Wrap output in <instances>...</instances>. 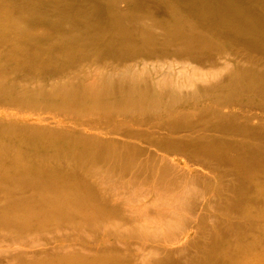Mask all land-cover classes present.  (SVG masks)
<instances>
[{"label":"bare ground","instance_id":"6f19581e","mask_svg":"<svg viewBox=\"0 0 264 264\" xmlns=\"http://www.w3.org/2000/svg\"><path fill=\"white\" fill-rule=\"evenodd\" d=\"M235 43L251 58L264 54V0H0V235L13 238L0 239V249L11 243L2 264H264V156H243L202 135L181 140L184 152L234 171L231 199L214 211L246 222L228 235L212 221L207 244L190 252L201 223L182 229L180 220L196 171L175 157L142 161V151L114 138L127 125L163 119L169 130L182 120L189 132L192 117L207 115L231 120L235 131H264V114L240 107L251 101L264 113V104L233 98L237 80L225 84L221 75L204 100L144 119L148 107L172 98L166 89L197 79L184 54L217 49V69L232 73L241 60L225 48ZM167 53L178 60L166 61ZM253 66L236 77L259 80ZM177 69L183 72L169 74ZM177 169L190 176L183 186L165 184ZM49 230L103 238L100 247L79 240L17 246L22 236ZM143 239L153 242L129 252L130 242Z\"/></svg>","mask_w":264,"mask_h":264},{"label":"rangeland","instance_id":"374dc122","mask_svg":"<svg viewBox=\"0 0 264 264\" xmlns=\"http://www.w3.org/2000/svg\"><path fill=\"white\" fill-rule=\"evenodd\" d=\"M216 50L217 49H215V51ZM225 50H227V57H233L237 55V57L241 60L239 67L236 66L237 68L229 70L232 73H229L227 71V67H225L224 69H217L219 68V66L214 64L215 62L213 61V59L218 58L219 54L212 49L200 48V50L197 49L194 54H184L181 58L185 61L190 62L191 66H194L195 71L198 75L197 79L193 82V84H177V87L168 90L166 89V92H171L170 94L172 98L162 101L156 106L148 107V113L144 116V119L146 121L154 120L153 117L157 115L160 116L161 114L159 113H161L163 109L169 108L170 106H173L174 104L180 103L182 101H189L192 99L204 100L203 97L209 94L208 91H211L210 89L212 88L211 85H213V79L219 75L223 77V80L225 79V84L227 83L228 79L237 80L238 86L231 93V95H233V98L235 97V95H237V93H239L242 100L247 101L248 99H253L257 101L258 104H264V71L261 67L264 66V54L254 52L253 54H251V58V56H249L248 54V51H246L244 47L238 43L230 45L229 48H225ZM166 55L168 57L166 61L168 62H172V60H178L176 56H173L170 53H167ZM215 55H217V57ZM253 64L255 65L253 67L259 70V80L249 81L246 78L236 77L238 69H241V71H246L247 68L252 66ZM182 72L183 71H181L180 69H177L176 71H170L169 74L179 75ZM175 78L176 82H178L179 76ZM217 79H220V77H218ZM223 80H221V82ZM179 82L182 83L184 82V80L180 79ZM240 107L243 111H251V113L258 114L259 116H262L264 114L259 106L251 101L242 103ZM152 112L158 114L153 115ZM190 124L191 129L195 130L189 132L183 129L185 124L184 122H182V120H177L176 123L171 126V130L167 129V127L165 126V119L158 120L157 122L152 121L150 125L146 126L127 125L125 130H123L126 131V133H123L122 131L114 138L118 139L117 141H126L136 149L142 151V161H149V163L158 164L161 162L160 160H162L163 156L167 159H172L175 157V160L180 161L183 159V161H181L182 163L185 162L189 166H191V169H189V171H196V176H193L190 181V186L195 189L194 194L186 195V199H188V205L186 206L185 211L182 213V217L180 220L182 229L194 226L195 223L198 222L201 223L197 227L193 241L190 244V252H192L194 250V247H201L207 244V241L205 242V240L208 232L212 231V221H216L218 219V221L222 223V227L224 230H222L221 232L223 234L227 233L228 235H233L234 231L236 230V226L245 225L246 222L243 219H240L235 212H229L225 213L224 215H219L216 211H214L216 208H224L225 206H227V201L231 199L229 189L233 185L232 181L233 177H235L234 171L227 166L208 163L204 158H196L194 152H184V149L181 147L183 146L181 140L188 137L189 135H192V138L194 137L193 139L198 138L196 135H202L206 137L222 139L227 146H238L243 156L247 155L249 151H252L254 153L256 152L259 155L264 156V131L254 134L248 132L247 134V132H239L236 129V132L235 130H233L234 125L231 120H224L222 122H219L218 118H216L215 115H207L205 118H199L196 116L192 117L190 119ZM250 125L254 126L252 122L250 123ZM234 127H236V125ZM193 132L198 133L193 134ZM231 154L233 156H236V150H231ZM177 175V179L176 176L175 179L173 176H170V181H167L168 183L165 184H177L178 186H183L184 182L181 181L182 177H190L187 173V169H177ZM213 176H217V178L219 179L218 184H216V182L214 181ZM206 190H213L215 194H217V192L219 191L220 195L223 194L222 199L219 200L217 195L215 194L207 193L208 195L206 196ZM157 200L160 199L157 198ZM157 203L159 205L162 204L161 202ZM251 234L254 235L255 233L251 232ZM3 238H5V240L7 241H13V238L11 237L0 235V239ZM102 238V233L98 231L89 234V232L77 233L72 230H49L40 235L29 238L22 236V245L18 244L17 246L22 247L30 245V243H36V245L38 246H44L47 249H50L52 243L62 242L66 245L72 244L73 242H75V240H79V243L87 242L90 246H93L95 244L97 245L95 247H100L98 242ZM114 239L116 241V239L118 238L114 237L113 240ZM124 242L127 243V241ZM151 242H153V240L143 239L141 242L132 241L130 242L131 245H128V250L132 254L143 252L147 249L146 247H148ZM10 245L11 243L2 244V248L0 249V264H2L6 260L4 256L8 255ZM118 246L124 247L121 245V243H119ZM171 262H175L177 264L178 260H174Z\"/></svg>","mask_w":264,"mask_h":264}]
</instances>
